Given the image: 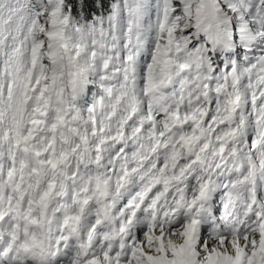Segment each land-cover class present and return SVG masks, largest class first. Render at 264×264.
I'll return each mask as SVG.
<instances>
[{
    "label": "snow or ice",
    "instance_id": "snow-or-ice-1",
    "mask_svg": "<svg viewBox=\"0 0 264 264\" xmlns=\"http://www.w3.org/2000/svg\"><path fill=\"white\" fill-rule=\"evenodd\" d=\"M0 264H264V0H0Z\"/></svg>",
    "mask_w": 264,
    "mask_h": 264
}]
</instances>
